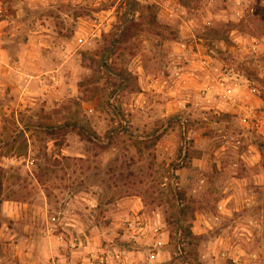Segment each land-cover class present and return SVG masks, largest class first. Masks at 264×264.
I'll return each instance as SVG.
<instances>
[{"label": "rangeland", "instance_id": "rangeland-1", "mask_svg": "<svg viewBox=\"0 0 264 264\" xmlns=\"http://www.w3.org/2000/svg\"><path fill=\"white\" fill-rule=\"evenodd\" d=\"M0 264H264V0H0Z\"/></svg>", "mask_w": 264, "mask_h": 264}, {"label": "trees", "instance_id": "trees-1", "mask_svg": "<svg viewBox=\"0 0 264 264\" xmlns=\"http://www.w3.org/2000/svg\"><path fill=\"white\" fill-rule=\"evenodd\" d=\"M66 127H68V125H62V126H60L59 128L60 129H62V128H66ZM184 161H181V163L179 164V165H177L176 167H175V170H177V169H180V168H182L184 165V163H183ZM177 194V197H175V200L177 201V204L179 205V206H181L182 205V203H183V200L181 199V197H182V195H181V193H176ZM175 195V194H174ZM184 213L183 212H181V214L178 216V219H177V222H176V226H177V228H178V230H181V221H180V217L183 215ZM178 223H180V224H178ZM178 224V225H177Z\"/></svg>", "mask_w": 264, "mask_h": 264}]
</instances>
